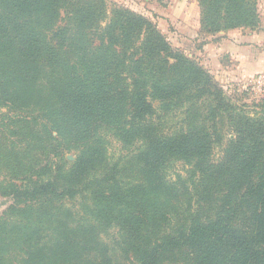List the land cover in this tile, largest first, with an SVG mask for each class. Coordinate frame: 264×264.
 I'll return each mask as SVG.
<instances>
[{"label":"trees","instance_id":"obj_1","mask_svg":"<svg viewBox=\"0 0 264 264\" xmlns=\"http://www.w3.org/2000/svg\"><path fill=\"white\" fill-rule=\"evenodd\" d=\"M196 2L206 35L260 23L258 0ZM155 102L184 110V127L158 128ZM0 107L13 114L0 118V264H264V115L143 15L0 0ZM222 123L232 138L211 162ZM110 139L132 152L112 162ZM174 160L197 175L163 178ZM111 229L118 259L100 239Z\"/></svg>","mask_w":264,"mask_h":264},{"label":"rangeland","instance_id":"obj_2","mask_svg":"<svg viewBox=\"0 0 264 264\" xmlns=\"http://www.w3.org/2000/svg\"><path fill=\"white\" fill-rule=\"evenodd\" d=\"M120 7L128 9L132 12L143 15L148 18L152 23H154L159 31L164 35L168 42L175 48V43L179 39V18H182L181 15L182 9L180 8L178 3L179 1L183 2V5L192 3L193 1L197 4L196 0H108ZM259 5H262V0H258L257 8L259 12ZM175 6V7H174ZM198 7V5H197ZM175 8V9H174ZM181 9V10H180ZM199 9V7H198ZM174 12L175 15L171 17L170 14ZM238 29H251V28H238ZM206 35L205 33H202ZM179 50L183 51L181 48ZM184 52V51H183ZM188 57L190 50L186 49L184 52ZM198 62V61H197ZM212 75V74H211ZM213 76V75H212ZM215 81L222 87L223 92L227 96V98L236 104L239 108L241 107L249 115L263 116L264 115V72L263 74H259L254 76L251 79L241 80V81H229L226 79H216ZM154 107L157 110L155 116H153L152 121L155 125H158V128H161L164 133L174 132L181 127H184L185 122L184 119L186 117L184 110H169L165 111V108H161V105L155 102ZM3 116H13L11 112H8L7 108L0 107V118ZM219 126V132L221 136L220 143H216L214 145L211 154L208 157V160L211 162H218L222 156L225 148L227 147L228 140L232 138L230 130L228 127L222 123ZM1 130V129H0ZM22 134H25L24 131ZM1 135V133H0ZM133 148L130 150L123 149L122 146L114 139H110V144L108 146V155L110 159L116 161L117 158L123 157L131 153ZM68 157L71 159L69 161L74 160V154L70 153L66 155V159ZM125 158H123L124 160ZM125 166V169L122 170L123 178H135L137 176V170H134V173L128 171L129 164H127L126 160L121 162V165ZM193 163H185L182 161H171L165 169L162 171L161 176L167 180H175L177 177H182L184 179H189L194 172ZM195 173V172H194ZM197 175V173H195ZM140 177V176H139ZM142 177V176H141ZM143 178V177H142ZM198 177H193V180ZM80 199H74L72 201H67L64 204L65 208L71 209L73 213L80 214ZM12 203L9 199L0 197V215L7 209L8 205ZM118 238L116 230L111 229L105 234H101L100 239L103 243L109 246L111 253L114 255L115 259H118L117 254L113 251V241ZM18 252V251H15ZM16 255V254H15ZM11 257V256H10ZM9 254L6 256V260L10 259ZM12 259V258H11Z\"/></svg>","mask_w":264,"mask_h":264},{"label":"crops","instance_id":"obj_3","mask_svg":"<svg viewBox=\"0 0 264 264\" xmlns=\"http://www.w3.org/2000/svg\"><path fill=\"white\" fill-rule=\"evenodd\" d=\"M159 1V0H157ZM179 18V39L175 45L198 61L216 79L243 81L264 72V0L259 5V25L254 29H234L216 35L200 32L197 4L183 5ZM175 7V6H174ZM175 9V8H174ZM181 10V9H180ZM172 17L174 12L168 13Z\"/></svg>","mask_w":264,"mask_h":264},{"label":"water","instance_id":"obj_4","mask_svg":"<svg viewBox=\"0 0 264 264\" xmlns=\"http://www.w3.org/2000/svg\"><path fill=\"white\" fill-rule=\"evenodd\" d=\"M71 158L70 157H68V160H70Z\"/></svg>","mask_w":264,"mask_h":264}]
</instances>
